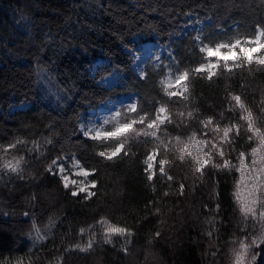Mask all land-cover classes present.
Returning <instances> with one entry per match:
<instances>
[{
    "label": "trees",
    "instance_id": "obj_1",
    "mask_svg": "<svg viewBox=\"0 0 264 264\" xmlns=\"http://www.w3.org/2000/svg\"><path fill=\"white\" fill-rule=\"evenodd\" d=\"M189 14L209 21L206 41H227L264 26V0H0V146L29 142L28 150L0 152V164L21 156L27 162L20 175L0 170V264H235L240 245L264 235V203L253 205L255 216L243 213L237 192L247 193L236 168L210 167L200 175L190 159L179 158L175 138L195 134L218 142L221 133L211 131L217 124L223 130L235 123L240 132L230 133L216 165L227 159L238 166L239 153L258 146L240 119L247 112L234 109L231 96H241L264 131V66L246 65L211 81L193 77L186 100L164 96L161 65L175 61L187 69L202 62L194 33L175 38ZM137 36L168 51L159 61L148 57L144 77L131 53ZM112 73L120 75L118 83L104 86L100 80ZM129 93L147 112L166 103L172 113L167 135L159 134L168 145L160 157L170 162L171 181L158 171L147 179L146 149L137 141L128 156L109 162L96 155L105 148L80 134V120L91 108ZM23 102L31 104L17 108ZM208 119L213 124L205 129L199 121ZM69 153L98 169L91 200L73 198L45 171L53 158ZM101 218L129 228L132 236L113 237L88 252L76 249L89 239L81 228L91 226L101 240ZM37 229L44 239L34 237ZM256 251L257 264H264V245Z\"/></svg>",
    "mask_w": 264,
    "mask_h": 264
},
{
    "label": "snow or ice",
    "instance_id": "obj_2",
    "mask_svg": "<svg viewBox=\"0 0 264 264\" xmlns=\"http://www.w3.org/2000/svg\"><path fill=\"white\" fill-rule=\"evenodd\" d=\"M254 31L250 36L240 38H231L227 41H207L204 36L197 33L194 36V42L198 46V52L202 58V62L195 67L180 69L175 61L170 65H161L165 78L160 81L161 90L164 96L169 100L179 99L186 100L189 93V84L193 77L209 81L217 78L220 74L227 72L232 73L236 68L244 66L259 65L264 66V26L255 24ZM195 32L196 30L193 29ZM201 32L203 30H200ZM133 55H135L133 53ZM139 59V57H136ZM159 61L160 58L156 57ZM144 72H140V76L144 77ZM234 109L241 112H247L246 115L240 117L246 122L248 140L256 141L257 147L251 149V152L245 154L239 153V165H233L227 159L223 160L221 165L214 163V157H225V143H231L229 135L232 132L239 134V125L233 123L229 127L220 129L217 124L211 128L212 132L221 133L218 142L209 139H197L195 134L188 137L186 141L175 138V146L179 151L181 160L190 159L194 165L196 173L203 175L210 167H222L225 169L236 168L241 174V183L247 195H241L237 192V200L243 205V213L247 215L251 213L255 216L253 205L264 203L261 196L264 195V131L262 127H257L252 113L247 111L241 96L235 95L230 97ZM183 116L184 113H179ZM192 116V113H188ZM199 123L208 129L213 124L211 119L201 120ZM172 124V113L166 103H159L152 112H147L140 108L135 99L127 103L120 110H113V113L106 116L103 120L89 121L79 124L80 134L91 142L105 148L104 151L96 153L97 157L106 161H113L119 157L128 156L132 147L131 141L138 142L139 147L146 149L144 152L143 171L149 181L157 177V171L161 177L171 181L172 177L167 175L166 166L169 161L160 157L161 147L167 148L168 145L160 138V133L167 135V127ZM209 133L205 131L202 135L207 136ZM28 141L17 139L7 145L0 146V152L8 153L24 148L28 150ZM46 144H52L51 140L45 141ZM33 148H39L37 142H32ZM133 155L135 153H132ZM251 156L250 163L248 157ZM27 166V162L23 156L14 157L0 164V170L9 173L22 174L23 168ZM49 175L59 179L63 188L69 192L73 198L83 197L85 200H91L97 196V174L98 169L92 166H85L79 158L72 154L58 155L51 160V163L45 169ZM179 193L183 195L184 184L179 185ZM169 193L165 192L164 196ZM252 197H256L253 199ZM147 207V206H146ZM160 211L159 208L156 209ZM264 218V213H261ZM97 226L102 229L101 240L94 239L95 231L90 226L88 229L81 228V234H87L89 239L86 247L76 245V249L81 252H88L93 249L94 245L99 243L110 244L113 237L132 236V232L127 227H121L111 224L105 218L97 221ZM211 235V233H209ZM156 237L160 236V232L155 233ZM37 238L44 239L37 229ZM264 245V235L253 238L251 244H241L240 250L236 253L235 264H257L261 259L259 249ZM127 252V248L123 249ZM10 264V262H9ZM17 264H22L17 260ZM60 264V261H57Z\"/></svg>",
    "mask_w": 264,
    "mask_h": 264
},
{
    "label": "rangeland",
    "instance_id": "obj_3",
    "mask_svg": "<svg viewBox=\"0 0 264 264\" xmlns=\"http://www.w3.org/2000/svg\"><path fill=\"white\" fill-rule=\"evenodd\" d=\"M186 20H188V22L184 24L183 30L181 31L180 34H177L175 38H181L189 33H194L195 35L199 33L202 36H204V31H205L206 26L209 24V21L198 20L195 14H189ZM193 29H195L196 31L194 32ZM200 30H203V31L201 32ZM135 40L137 41L138 45L135 49L131 51V53L132 55L133 53L135 54L133 55L134 69L140 76V72L141 71L144 72V65L148 57L152 55H157L158 57H161L164 53L168 51H167L166 46L162 45L161 43H157L151 40L141 41L140 36H137ZM136 57H139V59H136ZM119 76L120 75L118 73H112L102 78L100 82L106 87H111L118 83ZM133 99L136 100L135 96L130 93L126 95H122L116 99H110L104 102L103 104H100L97 108H91L87 112L86 116L85 115L82 116L80 123H87L89 121H97V119L103 120L106 116L113 113V110L122 109L124 105L133 101ZM30 104L31 102H23L19 104L17 108H26L30 106ZM39 233L40 235H42L41 231H39ZM34 237L37 238V230L34 233Z\"/></svg>",
    "mask_w": 264,
    "mask_h": 264
}]
</instances>
